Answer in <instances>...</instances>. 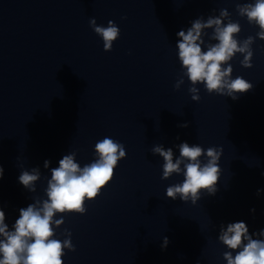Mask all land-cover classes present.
<instances>
[{
    "label": "clouds",
    "instance_id": "1",
    "mask_svg": "<svg viewBox=\"0 0 264 264\" xmlns=\"http://www.w3.org/2000/svg\"><path fill=\"white\" fill-rule=\"evenodd\" d=\"M236 10L240 17H246L250 24L259 27L256 36L264 40V0L237 4ZM89 23L102 38L104 51H111L114 41L120 36L119 27L111 20L106 27L97 25L95 18ZM206 29L213 31L209 35ZM240 31L239 22L231 20L227 9H221L219 16L210 15L206 20L197 18L186 31L180 30L176 47L183 74L174 87L179 89L186 76L192 85L188 91L193 101L200 100L198 84H203L209 94L216 93L232 99H237V94L252 90L254 86L249 81L240 76L232 78L233 68L229 62L237 53L243 56L240 63L244 68L252 67L255 38L249 36L239 41L236 37ZM205 37L215 43H206ZM179 127L186 128L188 124L183 123ZM176 147L179 157L175 159L172 148L165 149L158 144L151 149L154 155L163 158L162 179H169L174 173L184 177L182 182L167 187V198L196 204L202 192L215 195L222 173L219 161L223 149L209 147L205 150L198 144L189 145L187 142ZM95 154L97 159L83 167L76 162L75 152L64 155L59 160V166L50 170L51 178L45 190L47 199L37 198L35 203L21 208L12 230L5 223V212L0 207V264H63L64 250L75 251L68 230H65L68 238L63 241L54 238L53 225L59 228L64 223L63 219L54 217L57 213L85 214V202L98 197L112 181L119 161L127 155L124 145L109 137L95 144ZM202 156L206 157V162L201 160ZM49 165L50 161L45 160L44 167ZM3 174L4 169L0 166V179ZM40 177L39 168H32L31 171H21L18 181L28 191L35 192V184ZM261 191L264 190H257L258 196ZM251 211L255 212V209ZM254 237H264V229L250 234L248 225L243 221L228 223L226 227L221 224L218 240L229 249L223 253L227 264H264V239ZM168 244V237H164L162 249H166Z\"/></svg>",
    "mask_w": 264,
    "mask_h": 264
}]
</instances>
